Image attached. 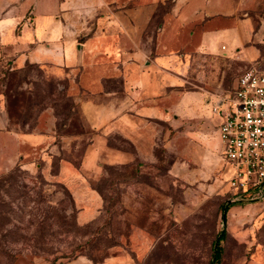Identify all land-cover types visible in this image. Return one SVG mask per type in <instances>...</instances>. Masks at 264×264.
<instances>
[{
	"label": "rangeland",
	"instance_id": "obj_1",
	"mask_svg": "<svg viewBox=\"0 0 264 264\" xmlns=\"http://www.w3.org/2000/svg\"><path fill=\"white\" fill-rule=\"evenodd\" d=\"M248 2V13L264 17L263 0ZM166 8L157 7L151 29ZM234 77L222 76L218 96ZM73 78L0 62V264H211L222 229L218 264H264V203L231 202L218 174L217 185L215 176L196 178L194 163L210 161L183 126L166 121L158 125L165 140L148 155L112 164L96 152L104 142L134 149L119 136H96ZM27 133L45 140L30 146L20 139Z\"/></svg>",
	"mask_w": 264,
	"mask_h": 264
},
{
	"label": "crops",
	"instance_id": "obj_2",
	"mask_svg": "<svg viewBox=\"0 0 264 264\" xmlns=\"http://www.w3.org/2000/svg\"><path fill=\"white\" fill-rule=\"evenodd\" d=\"M162 5L166 11L151 29ZM249 5L248 0H0V62L73 74V88L86 93L78 99L80 110L96 136H119L134 149H108L104 142L96 152L110 156L112 164L148 155V147L165 140L159 122L172 130L183 126L190 133L186 140L210 161L201 168L194 163L195 177L215 176L216 184L218 174L229 192L233 169L222 157L219 119L210 106L216 91L225 89L223 75L236 77L264 64L263 13L252 16ZM43 136L27 133L20 139L38 146Z\"/></svg>",
	"mask_w": 264,
	"mask_h": 264
},
{
	"label": "built area",
	"instance_id": "obj_3",
	"mask_svg": "<svg viewBox=\"0 0 264 264\" xmlns=\"http://www.w3.org/2000/svg\"><path fill=\"white\" fill-rule=\"evenodd\" d=\"M211 112L222 157L232 167L230 201L264 202V64H253L217 97Z\"/></svg>",
	"mask_w": 264,
	"mask_h": 264
},
{
	"label": "trees",
	"instance_id": "obj_4",
	"mask_svg": "<svg viewBox=\"0 0 264 264\" xmlns=\"http://www.w3.org/2000/svg\"><path fill=\"white\" fill-rule=\"evenodd\" d=\"M228 209V206H222V220H225V213ZM226 231L222 229L219 234L215 236V239L212 242V250H211V264H218L221 261L223 246L222 240L225 238Z\"/></svg>",
	"mask_w": 264,
	"mask_h": 264
}]
</instances>
